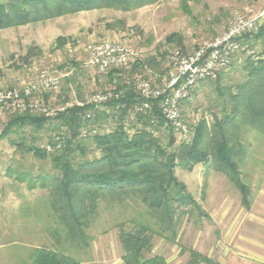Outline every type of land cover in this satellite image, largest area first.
<instances>
[{"label": "rangeland", "instance_id": "1", "mask_svg": "<svg viewBox=\"0 0 264 264\" xmlns=\"http://www.w3.org/2000/svg\"><path fill=\"white\" fill-rule=\"evenodd\" d=\"M235 17L254 20L256 31L246 34L244 38L255 54H237L230 67L223 72L221 87L233 89L244 78V61L249 59L257 62L264 58V37H257L260 29L264 28V0H187L185 5L180 0H158L154 4L127 13L92 10L1 30L0 89L20 88L32 82L42 69L56 71L63 76L58 91L41 92L37 96V99L43 101L54 113L52 118H48L45 129L38 131L26 126L16 133H10L7 139L0 140V237L2 236L3 241L27 242L30 245L27 252H31L34 246L58 250L81 264H123V250L117 225L133 220V223H145L154 229L143 208L132 203L111 209L101 205L99 213L86 230V245L76 246L66 239L52 210L49 192L39 187L31 190L26 183L17 182L13 175H6L7 169L12 168L28 172L34 177L40 173L51 172L52 167L16 149L9 141H24L25 144L34 141L36 147L45 148V151L47 147H51L52 152L60 151L69 139L70 131L60 123L54 122L58 112L77 106L96 94H114V84L121 76L120 71H123L122 79L125 84L132 88L133 76L136 74L132 66L128 69L113 70L111 81L109 74L93 77L81 68L88 59L86 46L91 42H120L141 49L143 54L135 64L151 57L156 58L158 62H162V69L154 67L159 76L154 82L160 84L166 74L170 54L179 48L174 43L166 44V37L171 34L180 36L183 49L191 52L200 44L211 42L223 34ZM118 19L123 20L124 27L113 25L109 29L108 26ZM246 37L249 40H246ZM58 38L64 39L61 46L58 45ZM135 71L143 73L149 79L154 77H150L149 70L148 73L137 68ZM220 102L214 82L198 84L190 98L181 102L180 111L188 133L181 138L175 134L176 142H190L193 129L200 120L212 122V115L219 111ZM93 105L101 107L104 103ZM16 113L18 112H10L0 106V133ZM87 113L91 118L92 113ZM137 115L129 113L125 122L129 133H132L130 126ZM114 126L113 122H108L99 132ZM87 135V129H82L81 137L85 138ZM159 136L165 144L166 134ZM59 143L61 147L57 149ZM242 144L245 151L244 159L240 161L242 180L253 189L264 182V135L244 131ZM87 145L85 158L98 156L92 145ZM175 175L186 186L205 216L195 213L194 216L185 217L174 241L154 234L151 250L146 257L159 255L167 264H189L190 251L205 256L209 250L203 248L204 245L216 250L213 255L218 254V250L223 246L227 247L230 233L234 225H239L243 220L242 215L246 208L241 204L239 191L221 173L207 170L205 165H196L191 172L176 168ZM234 210L238 211L237 216H234ZM27 234L32 237H16ZM25 254V249L16 251V255L23 261L26 260V257L23 258ZM210 260L216 262L213 256ZM29 261L30 259L25 264Z\"/></svg>", "mask_w": 264, "mask_h": 264}, {"label": "trees", "instance_id": "2", "mask_svg": "<svg viewBox=\"0 0 264 264\" xmlns=\"http://www.w3.org/2000/svg\"><path fill=\"white\" fill-rule=\"evenodd\" d=\"M157 1H0V31L92 10L127 13ZM180 1L184 5L187 2ZM113 25L124 27L120 19L114 20L109 29ZM257 37H264V28L260 29ZM246 40H249L248 37ZM57 41L60 46L64 43L63 38ZM165 43H174L181 52L187 53L183 49L182 39L176 34L166 37ZM155 66L162 69V62L151 57L135 64L132 69L134 73H137L136 68L144 72L148 69L158 72ZM242 70L244 78L233 89L221 87L223 72L218 74L215 81H209L216 85L220 109L212 115V122L202 119L196 124L190 142L179 144L174 130L161 113L159 100L151 101L149 110L135 116L134 125L130 126L132 133H129L125 122L141 99L125 84L123 71H120L121 76L113 88L114 97L104 105L81 108L74 105L56 114L54 122L70 131V137L60 151L47 154L45 148L36 147L34 141L31 144L9 141L16 149L48 163L52 167L51 172L33 177L28 172L8 168L6 175H13L17 182L26 183L31 190L39 187L49 192L58 223L66 239L76 246L86 245V230L99 213L101 205L111 209L127 203L139 204L147 219L152 221L154 229L145 223H133V220L118 224V238L123 250L121 260L123 264H167L159 255L146 257L151 250L152 236L158 234L174 241L185 217L189 218L195 213L205 216L186 186L177 179L176 168L191 172L196 165H205L207 170L221 173L239 191L241 204L245 208L251 204V189L243 182L240 171V161L245 155L242 137L244 131L264 135V58L257 62L247 59ZM112 71L108 73L109 81L112 80ZM88 111L92 117L86 119ZM48 122L49 119L43 116L16 113L3 127L0 140L7 139L10 133H16L26 126L44 130ZM108 122H113L115 126L99 132ZM82 129H87L85 138L81 137ZM92 130L98 132L92 133ZM163 133L167 137L165 144L159 136ZM87 143L92 145L98 156L85 158ZM189 253V264H217L197 252ZM27 264L81 262L58 250L39 247L32 251Z\"/></svg>", "mask_w": 264, "mask_h": 264}, {"label": "built area", "instance_id": "3", "mask_svg": "<svg viewBox=\"0 0 264 264\" xmlns=\"http://www.w3.org/2000/svg\"><path fill=\"white\" fill-rule=\"evenodd\" d=\"M256 31L254 20L235 17L228 29L211 42L200 44L191 52L174 50L169 56L165 76L160 84H155L143 73H136L132 89L141 102L135 105L133 114L144 113L151 107V101L159 100L161 113L177 137H185L188 128L182 120L181 102L190 98L198 84L215 81L220 72L226 71L237 54L253 55L250 44L244 41L245 35ZM88 59L81 66L93 77L107 75L112 70L128 69L138 62L143 51L128 45L102 41L91 42L86 46ZM63 76L56 71L40 70L32 82L20 88L0 89V106L10 112L32 113L45 118L54 116L53 110L37 99L41 92L58 91ZM114 97L112 93L96 94L77 106L103 104ZM90 115L85 114V118ZM186 139V138H185ZM57 149L61 147L59 143ZM55 147V148H56ZM51 147L46 152L51 153Z\"/></svg>", "mask_w": 264, "mask_h": 264}, {"label": "crops", "instance_id": "4", "mask_svg": "<svg viewBox=\"0 0 264 264\" xmlns=\"http://www.w3.org/2000/svg\"><path fill=\"white\" fill-rule=\"evenodd\" d=\"M149 70V69H148ZM151 80L156 81L158 72L149 70ZM253 188V187H252ZM241 201V197H240ZM224 202V201H223ZM237 210V209H235ZM234 210V216H237V212ZM243 220L234 225L233 231L230 233L229 244L227 247L223 246L217 252L211 250L210 247L205 246L203 248L209 250L206 258L211 259L213 256L216 259L217 264H264V182L262 181L259 185L251 189V204L243 212ZM233 217V214H232ZM17 238L28 237L32 235H16ZM30 245L26 242L18 243L3 241L2 236L0 237V264H25L35 248L27 252V248ZM41 247V246H40ZM17 248V249H13ZM8 249V250H7ZM18 249H25L26 260L16 255ZM28 253V255H27ZM201 254V253H200ZM203 255V254H202ZM216 255H219L218 257ZM29 257V258H28ZM217 257V258H216Z\"/></svg>", "mask_w": 264, "mask_h": 264}]
</instances>
